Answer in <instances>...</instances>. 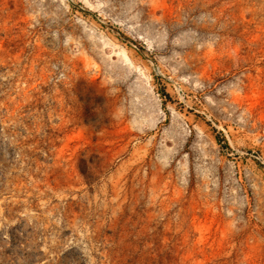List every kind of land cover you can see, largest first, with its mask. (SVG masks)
Returning <instances> with one entry per match:
<instances>
[{"label": "rangeland", "instance_id": "1", "mask_svg": "<svg viewBox=\"0 0 264 264\" xmlns=\"http://www.w3.org/2000/svg\"><path fill=\"white\" fill-rule=\"evenodd\" d=\"M0 264H264V0H0Z\"/></svg>", "mask_w": 264, "mask_h": 264}]
</instances>
